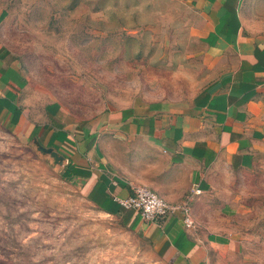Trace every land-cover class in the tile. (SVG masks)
<instances>
[{
    "label": "rangeland",
    "instance_id": "374dc122",
    "mask_svg": "<svg viewBox=\"0 0 264 264\" xmlns=\"http://www.w3.org/2000/svg\"><path fill=\"white\" fill-rule=\"evenodd\" d=\"M11 19L0 45L32 91L75 118L138 99L181 105L206 81L192 31L195 13L176 0H0ZM236 264H264V160L236 173ZM226 200V199H225ZM0 264H168L142 234L90 204L29 142L0 123Z\"/></svg>",
    "mask_w": 264,
    "mask_h": 264
},
{
    "label": "crops",
    "instance_id": "0c3cea01",
    "mask_svg": "<svg viewBox=\"0 0 264 264\" xmlns=\"http://www.w3.org/2000/svg\"><path fill=\"white\" fill-rule=\"evenodd\" d=\"M176 1L195 13L206 70L191 99H138L75 118L32 91L0 45V123L49 156L100 212L144 235L168 264H236L243 236L218 222L235 212L226 198L235 174L264 160V0ZM9 6L0 7V24L11 19ZM136 186L188 206L193 227L180 210L145 222L120 208L116 199Z\"/></svg>",
    "mask_w": 264,
    "mask_h": 264
},
{
    "label": "built area",
    "instance_id": "2783aa9c",
    "mask_svg": "<svg viewBox=\"0 0 264 264\" xmlns=\"http://www.w3.org/2000/svg\"><path fill=\"white\" fill-rule=\"evenodd\" d=\"M199 192V190H195L194 194H199ZM116 202L119 207L124 210H135L139 212L142 220L145 222L152 221L157 217L164 216L175 210H180L183 214L184 226L186 228H192L194 225V220L188 206H171L146 187H133L129 197L125 199H116Z\"/></svg>",
    "mask_w": 264,
    "mask_h": 264
},
{
    "label": "trees",
    "instance_id": "16d2710c",
    "mask_svg": "<svg viewBox=\"0 0 264 264\" xmlns=\"http://www.w3.org/2000/svg\"><path fill=\"white\" fill-rule=\"evenodd\" d=\"M64 176L68 179V175L66 173H64Z\"/></svg>",
    "mask_w": 264,
    "mask_h": 264
}]
</instances>
